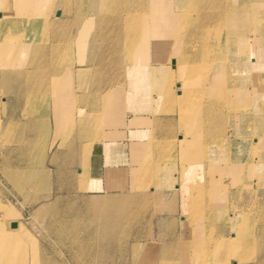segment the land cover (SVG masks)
Masks as SVG:
<instances>
[{
    "label": "bare ground",
    "instance_id": "1",
    "mask_svg": "<svg viewBox=\"0 0 264 264\" xmlns=\"http://www.w3.org/2000/svg\"><path fill=\"white\" fill-rule=\"evenodd\" d=\"M0 3L2 7L1 40L4 52L7 50L5 55L12 52L19 56L22 52L27 56L26 63L31 55L39 56V58H33L31 64H26L22 72L10 74L4 71L2 73L4 79L8 78L7 80L14 83L16 99L31 102L32 109L27 106L21 108L23 114L29 115L30 131L38 132L39 123L33 121V116L41 96L47 95L48 99L54 101L53 108L54 114L58 118V127L64 125V138L69 136L72 133L71 130L66 131L67 116L72 110H69V102L72 99L75 100L77 92L76 89H72V80L74 78L85 79L92 74L95 75L97 78L95 90L101 104L100 115L96 120H92L90 117L81 119L82 117L79 116L80 120H77L74 115L73 123L80 130L84 131L85 129L83 136L80 135L79 130L78 133H75L79 136L75 138L82 139L83 137L88 141L81 145V148H84L81 155L82 163H88L89 156L92 155V148L99 149L107 155L108 163L111 164L107 169L109 179L112 182H118L116 178L120 172H128L130 169L125 167L122 170L117 165L122 160L125 161V158L121 157L125 147L112 140L114 136L107 132L93 135V122H95L94 125L97 123V129L105 128L109 124L108 118H115L121 112L118 111L121 107L130 108L134 112L130 121L133 126L147 127L152 121L153 127L156 123L158 131L164 130L167 133H175L179 127L186 131H192L197 122L198 125L201 122V130L196 127L197 130L192 136L199 138L200 135L192 147L199 149L198 153L196 152L197 160L198 158L200 161L206 160L209 155L208 147L212 148L213 153H216V148H223L222 150L227 155L225 169L235 178L239 177L240 190L237 191L240 193L241 201L245 200V193L249 194L252 201L246 203L242 208L240 203V206L234 208L238 216L230 221L225 219L223 226L225 230L222 232L223 229L218 228L215 235L213 234L214 237L211 236L213 240L209 242L212 245L209 247L211 248L209 256H206V259L204 257L202 261L200 253H198L201 251L200 244L192 240L195 235L189 230L193 224L198 222L199 216L187 213L188 216L184 220L188 223L186 229L191 235L184 234L185 228L177 234L173 241L175 250L177 252L178 244L187 241V249L184 251L187 264H264V199L263 203L260 202V194L264 195V81L256 86L254 84V78L264 72V51L258 50L260 47L264 48L263 0H253L252 2L249 0H0ZM57 15H59L58 19H56ZM70 15H74L73 18L65 21V16ZM51 25H53L51 30L54 32L55 40L46 47L39 43L38 38L47 32ZM102 25H104L103 29H100L98 33H93L95 27ZM72 29L78 33L77 37L72 33ZM180 30L200 37L201 48L196 49L199 53L196 60L199 64L206 62L208 68L213 71L205 82H198V85L196 84L197 86L192 89H188V85L196 83L197 78L203 74V68L199 64L192 66H189V63L185 64L186 56L189 53H185L180 59L175 55L174 47L178 43ZM71 33L72 35L69 36ZM246 33L253 34V38L244 40L242 35ZM109 34L113 37V42L108 46V50L106 49V52L99 56V64L96 65L94 63L95 53L98 51L100 43H103ZM90 35L93 36V40L88 42ZM195 44L197 45V42ZM75 46H78L82 53L81 64L78 67L74 65L72 55ZM89 55L90 57H88ZM173 62H179V65L176 66L172 64ZM169 63L176 70L186 69L189 73L186 83L184 85L179 83L176 86L178 91L174 86L176 72H170L172 75L169 74V80H166L167 75L163 69L170 67ZM6 64L5 66L13 65L11 62H6ZM40 84L46 85L42 92L38 89ZM157 84L160 88L159 100L153 97L154 90L157 91V88L154 89ZM164 84L167 86L165 90ZM209 84L214 85L213 88H209ZM248 85H252L250 86L252 88ZM89 90L83 91L81 96L85 98V94L92 91ZM196 98L201 99L204 103L193 102ZM163 100L164 102L168 100L167 102H170L172 107H167L168 110L162 109L163 105H166ZM174 111L180 113L179 122L175 121V117L164 119L156 115L160 112L175 114ZM224 111L229 113L230 123L236 119V115L232 116L233 112L236 114L238 112L240 126L239 129L236 125V127L233 126V131L236 133L234 137H224L222 141L216 132H218L219 118ZM17 114L19 113H16L14 109L10 113L12 116ZM146 114L155 116L149 118L145 116ZM12 120H10L11 124ZM120 120L117 125H124V120ZM126 123L129 122L126 121ZM87 133L88 135H86ZM137 133L140 132H136L135 137L139 138ZM154 135H152V139L148 138L151 141L150 153H164L169 150H176L175 153H177L181 150L182 157L185 160L188 159L186 151L191 148V144L189 147L186 143L180 144V148L170 145L162 147L154 143ZM166 139L169 142L175 140L176 143L185 141L184 136H181L177 141L173 139L172 134H168ZM96 142L98 145H95ZM71 143L69 145H72ZM31 147L29 142L27 149ZM69 149L71 150L70 147ZM26 153L29 151L27 150ZM77 154L79 155V153ZM222 154H219L218 157ZM255 154L259 157L257 161L252 159ZM146 155L141 169L132 167L137 175L138 173L147 174L145 170L152 160L149 154ZM251 175H255L254 178L258 181L257 185H253V180L242 181L248 180ZM136 180L139 183L144 178L139 177ZM184 181L181 189L183 202L186 205L193 204L192 202L196 201L199 196L211 195L207 187L201 188L191 183L190 179ZM68 188L69 191L72 190V185L69 184ZM121 200L123 199L117 195H107L90 200L89 207L98 212L111 211L113 214L116 205ZM107 207H110V210ZM121 218L120 216L118 221L116 218L109 220L112 225L110 228L112 233V230L120 228ZM174 221L176 226L179 225L176 219ZM239 225H245L242 236H236L237 233L233 236L228 234L229 228L235 229ZM15 226L16 224L13 223L12 227ZM112 233L103 231L102 237L113 239ZM88 238L90 239L91 236ZM138 240L139 238L136 239V241ZM133 247L135 252L136 245ZM167 247L164 248L166 255ZM232 248L234 253L238 251L237 255L241 256L242 254V258L230 262L229 255L232 256ZM205 251L207 252V250ZM244 251L256 253V261L249 263L248 257H243ZM4 252L6 250L1 254ZM159 254L160 257L161 253ZM180 257L178 255L174 264H180ZM169 263L165 258L162 260L157 258L155 264Z\"/></svg>",
    "mask_w": 264,
    "mask_h": 264
},
{
    "label": "rangeland",
    "instance_id": "2",
    "mask_svg": "<svg viewBox=\"0 0 264 264\" xmlns=\"http://www.w3.org/2000/svg\"><path fill=\"white\" fill-rule=\"evenodd\" d=\"M249 1L252 2L253 0ZM1 10L0 3V16ZM73 16H65V21L73 18ZM58 18L59 15L56 19ZM103 26L95 27L93 33H98L100 29H103ZM52 28L53 25L38 38L39 43L44 44L46 47L55 40ZM1 29L0 26V264H155L157 258L161 260L165 258L168 263L170 262L169 264H174L178 255L181 256L179 259L180 264H187L184 257V251L188 245L187 241L178 244L177 252L173 244L174 237L182 232L184 228V234L188 236L191 235L189 230L194 232L195 236L192 240L200 244L201 251L198 253H200L201 261L204 257L206 259V256H209V250H211L209 247L212 246L209 242L213 240L217 229H223L225 219L230 221V219L232 220L235 216H238L234 208L240 205L241 208L244 207L246 203L252 201V198L248 193H245V200L241 201L238 192L240 190V186H238L240 185L239 177L235 178L225 169L227 155L222 150L223 148H216L219 153L216 150V153H213L212 148L208 147L209 155L206 160L200 161L199 158L197 160L196 152L198 153L199 149H193L192 147L195 144L194 142L197 141L196 139L200 138V135L199 138L192 136L197 128L201 130V122L199 125L197 122L195 125L197 128L195 127L192 131H186L184 128L179 127L175 133H167L164 130L158 131L156 123L153 127L152 121L147 127L133 126L130 121L134 116V112L127 107H121L118 110L121 112L115 118H108L109 124L105 128L97 129V123L94 125L95 122H93V135L107 132L114 136L112 140L125 147L121 153L122 155L120 154L122 158H125V161L120 160L121 162L117 165L122 170L125 167L130 169L128 168V172H120V175L116 178L118 182H112L108 177V173H104L106 167L111 165L108 163V157L94 147L91 149L92 155L89 156L88 163L83 164L81 155L84 148H81V145L88 143V141L83 137L82 139L75 138L79 136L75 133H78L80 128L73 123L74 115L77 120H80L81 117V119L90 117L92 120H96L100 115L101 104L95 90L97 88L96 76L92 74V76L90 75L85 79L74 78L72 80V89H76L79 94H82L83 91H90L89 89L92 90V94H85L82 101L70 100L69 110H72L67 116L68 121L66 124V131L71 130L70 132H72L69 136L65 135L66 138H64V125L58 127V118L51 109L53 100L48 99L47 95L41 96L33 116V121L35 120L40 126L37 128L38 132L30 131L29 115L23 114L21 108L27 106L32 109L31 102L16 99L14 83L11 86H5L2 82V72L4 69H7L6 73L10 74L22 72L26 64H31L33 58H39V56L37 54L28 56L29 60L26 63L25 58L27 59V56L23 55L22 52L19 55L20 57L12 52L5 55L7 50L4 52L2 47ZM72 33L77 37L78 33L75 29H72ZM179 33L181 34L178 35V43L174 47L175 55L180 59L185 53H189L186 56L185 64L189 63V66L199 64L196 60V56L199 54L196 49L201 48L200 37L183 30H180ZM242 38L244 40L252 39L253 34H243ZM92 40L93 36L90 35L88 42ZM112 42L113 37L109 34L107 39L105 38V41L100 43L99 49L95 53L94 63L96 65L99 64V56L106 52ZM196 42L198 46L195 44ZM79 49L78 46H75L72 54L74 65H77V67L81 64L82 59V53ZM258 50L263 52L264 48L260 47ZM6 62H11L13 65L5 66L7 65ZM169 64L170 67L163 69L167 75L166 80H169L170 72L174 71L176 72L174 86L176 87L179 83L184 85L189 76L188 71L186 69L176 70L175 67H171L172 64L179 65V62ZM199 65L203 68V74L197 78L195 84H189L188 89L196 87L198 82H205L213 73L206 62ZM263 81L264 72L254 78L255 86ZM165 84L163 85L164 90L167 88ZM159 86L161 87L160 83ZM159 86L157 84L154 87V89L157 88V91L154 90L153 97L157 100H159ZM208 86L213 88L214 85L209 84ZM250 86L248 85V87ZM34 87L36 89V86ZM45 88L46 85L44 84H40V87H38L40 92ZM175 89L178 91L177 87ZM167 101H165L166 105L162 107L164 110L172 107L171 103ZM165 102L163 100V103ZM193 102L201 103L203 101L196 98ZM13 109L19 114L10 115ZM160 113L156 115L164 119L175 117V121L179 122L181 118L180 113L175 111V114L173 112ZM235 115L236 119L232 123L229 122L230 116L226 111L219 118L218 132L216 133L220 140L223 141L224 137L232 138L236 134L233 131V126H237V129H239L240 122L238 112L237 114L233 112L232 116ZM145 116L151 118L155 115L146 114ZM9 118L10 120L13 119L12 124ZM120 119L124 120V125H117L121 121ZM126 121L129 123H126ZM84 131L80 130L81 136L84 135ZM136 132H140L137 133L140 139L135 137ZM153 134H155L154 143L158 146L166 147V145H170L180 148V144L186 143L187 147L191 144V148L186 151L188 159L185 160L182 157L181 150L177 153H175L176 150L150 153L149 145L151 141L148 138L152 139ZM168 134H172L173 139L177 141L181 136H184L185 141L176 143L174 140L169 142L166 139ZM98 141H100L99 138ZM29 142L32 147L27 149ZM70 143L72 145H69ZM92 143L94 142L92 141ZM96 144L98 145V142ZM183 146L186 147V145ZM27 150L29 153H26ZM73 153L76 154L73 155ZM146 154H149L152 160L145 170L147 174L138 173L137 175L132 167L141 169ZM219 154L222 155L218 157ZM252 159L257 161L259 157L255 154ZM104 174L105 176H103ZM138 176L141 179L143 177L144 180L138 183V180H136L139 178ZM254 176L251 175L248 180L242 181L253 180V185H257L258 181ZM185 179H190L191 183L201 188L207 187L211 195L199 196V199L197 198L196 201L192 202L193 204L186 205L183 202L181 189ZM69 184L72 185L70 191ZM82 187L84 188L82 189ZM107 195H117L124 200V202L121 200L116 205L113 214L111 211L98 212L89 207L90 200H96ZM260 198V202L263 203L264 195L262 193ZM107 208L110 210V207ZM198 212L201 213L197 214ZM187 213L199 216L198 222L193 224L189 230L186 229L188 223L184 220L188 216ZM120 216L122 217L121 226L116 230H112V233L110 231L112 225L109 220L116 218L118 221ZM174 219L178 221L179 225H175ZM13 223L16 224L15 227H12ZM244 228L245 225H239L235 229L229 228L228 234L233 236L237 233L236 236L240 237ZM103 231L112 233L113 239L111 237L104 239L102 237ZM88 236H91V238L89 239ZM138 238L139 240L136 241ZM1 245H3L2 248ZM135 245L137 249L134 252L133 246ZM166 247L168 248L167 255L164 249ZM2 250H6V252L1 254ZM169 251H172V254ZM237 252L234 253L233 250L234 254L229 255L230 262L242 258V254L239 256ZM159 253H161L160 257ZM243 257H248L247 261L249 263L256 261V253L250 251L243 253Z\"/></svg>",
    "mask_w": 264,
    "mask_h": 264
},
{
    "label": "crops",
    "instance_id": "3",
    "mask_svg": "<svg viewBox=\"0 0 264 264\" xmlns=\"http://www.w3.org/2000/svg\"><path fill=\"white\" fill-rule=\"evenodd\" d=\"M3 68H4V67H3ZM4 71H6V70L4 69L3 72H4ZM3 72H2V73H3ZM2 79H3V81H2L3 84H4L5 86H7V87H8V86H11V84H13V82H12L11 80H10V81L7 80L8 78H7V79H4L3 76H2ZM81 95H82V94H79L78 91H77V92H76V95H75V96H76L75 100H79V101L81 100V101H82L84 98H83V96H81ZM34 101H35V100H34ZM38 104H39V103H38ZM38 104H37V105H38ZM53 104H54V101H53V103H52V108H51V109H53V111H54ZM34 115H35V113H34ZM36 121H37V120H36ZM102 153H104V152H102ZM104 154H105V153H104ZM105 155H106V154H105ZM106 156H107V155H106ZM109 167H110V166H109ZM109 167H106V169H105L106 171L104 172L105 174H107V169H108ZM105 174H104L103 176H105Z\"/></svg>",
    "mask_w": 264,
    "mask_h": 264
}]
</instances>
